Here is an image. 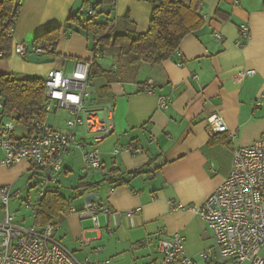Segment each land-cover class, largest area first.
<instances>
[{
    "label": "crops",
    "instance_id": "0c3cea01",
    "mask_svg": "<svg viewBox=\"0 0 264 264\" xmlns=\"http://www.w3.org/2000/svg\"><path fill=\"white\" fill-rule=\"evenodd\" d=\"M200 1L204 26L185 36L178 44V54L170 59L150 64L107 49L94 60L91 103H107L113 108V133L99 144L102 166L95 172L74 173L73 164L78 161L81 165L77 145L91 142L79 127L56 177L57 185L51 186L74 210L58 222L54 239L79 262L87 258L90 264H160L159 242L176 234L184 237L185 253L194 264L211 263L216 258L213 237L192 210L199 209L222 184L234 150L264 133V6L262 0ZM113 9L116 19L129 18L136 34L148 30L152 13L148 2L114 0ZM79 11L81 0H21L13 46L31 45L52 26H61L65 33L55 60L35 55L25 60L11 52L7 59H0V76L45 79L53 70L68 75L75 61L90 60L88 38L75 32V25L64 24L71 13ZM241 24L248 26L250 37L237 45ZM217 33L222 39H215ZM242 70H253L254 74L236 80ZM168 97L172 99L168 108L158 109L159 99ZM256 102L261 103L259 107L254 106ZM214 114L222 118L226 131L209 129L206 120ZM5 122L13 121L0 115V123ZM13 129L15 138L29 133L24 127L19 133ZM113 149L119 150L115 156ZM125 149L140 152L130 154ZM3 154L0 149V188L10 190L9 204L15 201L12 211L9 206L14 224L24 227L25 218L17 217L24 207L31 212L28 226H33L31 207L24 202L36 199L40 173L26 161L4 166ZM136 171V175H126ZM118 181L123 184L116 185ZM90 184L98 185L81 189ZM73 200L76 205L70 204ZM85 202L107 208L108 213L96 212L97 229L92 228L89 216L79 214ZM178 205L182 208L176 209ZM3 217L0 206V224ZM81 240L87 241V247L81 246ZM204 252H212L214 258L205 262Z\"/></svg>",
    "mask_w": 264,
    "mask_h": 264
},
{
    "label": "built area",
    "instance_id": "2783aa9c",
    "mask_svg": "<svg viewBox=\"0 0 264 264\" xmlns=\"http://www.w3.org/2000/svg\"><path fill=\"white\" fill-rule=\"evenodd\" d=\"M85 12L93 16L92 11ZM237 30V45L246 43L250 37L248 26L241 24ZM13 33L14 26L7 34L12 38ZM215 39L222 38L217 33ZM28 47L26 43L15 44L11 52L26 59ZM31 51L36 56L43 54L39 46ZM99 57V53H92L90 60L75 61L70 74L64 75L62 71L53 70L44 79L46 100L43 109L47 113L65 110L68 117L64 130L50 127L35 118L30 124L28 135L15 138L13 122L0 123V149L4 153L2 164L12 166L19 161H26L30 164L29 167L40 173L38 190L35 191L36 199L32 203L24 202L26 207H31L32 217L36 215L40 200L56 184V177L75 142L79 127H83L91 139L89 144L80 141L77 145L81 154L82 171L95 172L102 166L99 144L113 133V108L107 103H91L89 86L92 76L89 73L92 63ZM253 74V70L239 71L236 80ZM171 101L169 97L160 98L158 109H167ZM260 104L256 102L254 106L259 107ZM206 121L211 131H226V125L219 115L214 114ZM125 150L130 154L140 152L138 149ZM112 153L115 156L119 150L113 149ZM9 192L6 187L0 188V206L4 216L0 224V264H90L87 258L84 262L76 260L71 252L54 239L59 228L58 222L54 221L43 228L15 225L14 214L9 211L8 206L11 198ZM16 197L19 199V193ZM181 208V205L176 207ZM73 211L70 209V213ZM98 211L108 213L105 206L85 202L79 214L89 216L92 228L97 229ZM192 211L206 224L214 240L216 256L218 254L221 260L235 261L237 264H264V257L261 256L264 249V137L234 150L229 174L199 209L194 208ZM80 242L82 247H87V241ZM184 244L181 234L174 235L169 241H160V264H194L186 255ZM100 251L98 249L97 252ZM202 257L206 261L214 258L212 252H204Z\"/></svg>",
    "mask_w": 264,
    "mask_h": 264
},
{
    "label": "trees",
    "instance_id": "16d2710c",
    "mask_svg": "<svg viewBox=\"0 0 264 264\" xmlns=\"http://www.w3.org/2000/svg\"><path fill=\"white\" fill-rule=\"evenodd\" d=\"M152 7L148 30L144 34H136L125 17L120 20L114 16V0H81V11L71 13L64 24L75 25L77 31L82 32L89 40V49L92 53H99L107 49H116L120 57H135L150 64H161L174 56L182 39L197 32L204 26L201 14L202 2L200 0H144ZM264 6V0L261 2ZM21 0H0V53L1 60L9 57L13 42L8 31L16 23ZM90 10L93 16H89ZM217 16L220 12H216ZM104 21L97 20L98 17ZM227 19V18H226ZM99 21V22H98ZM119 26L123 28L119 29ZM65 32L61 26L47 28L42 34L35 37L29 45L26 58L33 56L32 48L39 46L43 50L41 56L46 61H53L58 56L57 46ZM26 60V59H25ZM94 63L90 68V75ZM45 80L41 78H17L13 75L0 76V115L9 117L17 125L30 131V124L37 118L44 121L46 113L43 109L45 103ZM115 171V170H112ZM139 172H130L133 176ZM122 185V181L115 182ZM57 185V182H56ZM98 184L81 187L89 190ZM55 186V185H54ZM68 201L59 191H47L38 204L33 225L43 228L50 223L59 222L70 214Z\"/></svg>",
    "mask_w": 264,
    "mask_h": 264
},
{
    "label": "rangeland",
    "instance_id": "374dc122",
    "mask_svg": "<svg viewBox=\"0 0 264 264\" xmlns=\"http://www.w3.org/2000/svg\"><path fill=\"white\" fill-rule=\"evenodd\" d=\"M177 52H178V50L175 53H177ZM46 115L47 116H46V118L44 120V123L46 125H49L50 127L55 128V129H61L62 126H64V123H65V121H66V119L68 117V114L66 113L65 110H59V111H56L54 113L53 112L46 113ZM13 126L15 127V129H17V131H16L17 133H19V128L23 127L21 125H17L14 121H13ZM21 131H22V129H20V132ZM79 134H81V135H83V137H85V134L83 132H80ZM261 137H264V133L262 134ZM73 169H74V173L75 174L76 173L81 174L82 165H79L78 161H77L76 164H73ZM14 202L15 201L13 200L8 205V206H10L11 211L14 209L13 206L16 205V204H14ZM74 202H75V200H73L72 202L70 201V204L76 205ZM21 216H23L25 218V223L22 224L24 227H27L28 225H31V223H32L31 212L25 211V209L23 207L17 212V217L20 218ZM214 251L216 252V250H214ZM261 256L264 257V249L261 252ZM205 262H207V261L205 260ZM205 264H237V263L235 261H224V260H221L218 257V254H217L216 258H214V261H211V263H205ZM240 264H251V263L243 262V263H240Z\"/></svg>",
    "mask_w": 264,
    "mask_h": 264
}]
</instances>
